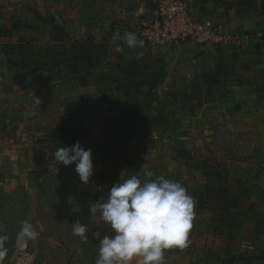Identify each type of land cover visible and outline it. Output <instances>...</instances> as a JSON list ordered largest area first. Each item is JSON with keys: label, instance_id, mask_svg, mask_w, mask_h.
<instances>
[{"label": "rangeland", "instance_id": "rangeland-1", "mask_svg": "<svg viewBox=\"0 0 264 264\" xmlns=\"http://www.w3.org/2000/svg\"><path fill=\"white\" fill-rule=\"evenodd\" d=\"M153 9V0H0V235L8 237L7 264L23 246L17 238L23 221L38 232L26 247L35 254L34 264H95L99 241L112 234L100 218L99 205L107 202L114 184L133 175L179 181L196 202L188 246L165 250L166 264H264V235L251 240L256 208L264 210V163H250L263 155L264 136H240L243 145L236 151L234 125L225 122L226 111L214 112L229 110L234 104L229 97L235 93L196 85L189 89L180 80L162 85L150 92L148 107L118 114L125 115L127 126L123 142L117 144L108 126L111 113L104 114L101 106L92 109L86 93L67 86L71 80L86 84L93 73L71 77L66 69L55 81L56 67L48 77L13 63L11 45L45 47L51 43L54 22L62 25L63 44L75 51L93 27L118 39L125 31L135 33V26L129 31L130 19L152 15ZM25 24L36 28L25 29ZM109 62L98 69H109ZM57 86L65 87L62 93ZM130 93L132 101L140 99ZM72 95L69 103L83 105L91 131L80 143L92 149L88 184L80 182L75 165L65 167L46 149L57 137L59 102ZM219 98H224L222 105ZM203 101L212 111L207 120L190 119ZM239 124L247 127L250 121ZM237 158L241 163L233 162ZM146 171L153 176L145 177ZM225 200L237 207L224 209ZM92 206L95 213H90ZM76 220L87 225V242L73 236ZM131 264H139V258Z\"/></svg>", "mask_w": 264, "mask_h": 264}, {"label": "crops", "instance_id": "crops-1", "mask_svg": "<svg viewBox=\"0 0 264 264\" xmlns=\"http://www.w3.org/2000/svg\"><path fill=\"white\" fill-rule=\"evenodd\" d=\"M117 2L122 3L123 0H117ZM138 12L139 10L135 14ZM191 12L198 17L211 18L215 23H221L228 29L247 32L256 37L258 42L246 48L233 50L211 45L198 46L190 43L171 47H151L143 43L142 48L129 49L120 38L115 39L104 35V33H99L93 27L82 38L83 40L89 38L101 47L96 64L89 67L79 63L74 73L70 71L69 65L66 63L57 65L55 66V81L59 78L60 73L66 71V69L71 77H79L81 73L88 71L93 73L94 75L86 84L80 85L78 81L71 80V83L67 86L70 88L77 86L80 92L86 93L88 98H91L89 106L92 109H95V106H101V109L105 111L104 114L111 113L110 118L114 116L118 120L125 119L126 121L125 115L119 117L118 114L120 112L125 113L126 109L140 111L142 105L148 107L151 100L147 104L144 103L143 95L147 91L150 93L157 90L162 85H170V83L180 80L186 82L184 85H189V89L195 85L210 89L220 88L225 91L229 89L230 92L235 93L229 97V99L234 100V104L229 110L223 107L221 109L216 108L214 112L226 111L225 118L227 121L225 119V122L230 121V124L234 125L231 128L232 137L236 136L238 138H232V140L238 147V149L236 147V151H240V147L243 145L239 144L240 136H264V0H195ZM151 17L152 15H146L145 17L136 16L130 19L129 31L133 29L136 23L145 22ZM54 23L61 26L63 32L61 23ZM63 37L65 38V34H63ZM62 43H64V39ZM117 44L122 47V52L115 51ZM137 53H142L140 58H136ZM108 61H110L109 69H106L105 66L103 69H98L102 64L107 65ZM130 64L141 67L146 65L150 70L160 69L163 76L154 89L148 90L146 87L141 89L137 87L140 79L128 80L119 70V66L124 67ZM38 72L48 74L43 69L38 70ZM202 75L205 78L201 79ZM57 88L59 89L57 91L62 93L65 87L57 86ZM130 92L140 95V99L133 100L134 103L130 99ZM104 96L107 98V102L95 100ZM73 99L74 95L69 100L65 99L66 102H59L61 104L59 108L60 118L84 113L83 105L69 103ZM223 99L219 98L220 101L217 104L222 105ZM199 104L196 111L197 115H192L189 118L195 120L201 117L200 120L206 121L212 112H209L207 106L205 107L209 103L203 101ZM260 119L262 121L258 122ZM209 120L217 122L216 117H210ZM240 120L250 121V126H240ZM247 142L252 143L250 140H247ZM262 143V149L260 150H262L263 155L258 162H255L252 158L250 163H264V139ZM241 161L237 158L233 162L241 163ZM256 209L259 211L257 213L264 214V210ZM4 264H7V261H4Z\"/></svg>", "mask_w": 264, "mask_h": 264}, {"label": "clouds", "instance_id": "clouds-1", "mask_svg": "<svg viewBox=\"0 0 264 264\" xmlns=\"http://www.w3.org/2000/svg\"><path fill=\"white\" fill-rule=\"evenodd\" d=\"M120 39L129 49L143 47L137 35L125 31ZM116 52H122L117 44ZM142 53H137L140 58ZM55 159L65 167L75 165L74 171L81 183L88 184L93 176L92 149H85L78 141L61 147L54 153ZM143 167V166H142ZM151 178V171L144 172ZM195 200L179 181L166 179H141L135 175L114 184L107 202L99 205L102 221L110 228L111 235L99 241L95 264H131L139 258V264H166L167 249H184L188 246V234L195 218ZM96 206L90 207L95 213ZM87 225L76 220L72 234L81 243L87 242ZM38 232L31 223L23 221L17 238L24 247L35 240ZM8 237L0 235V264H4L8 249ZM82 251V250H78Z\"/></svg>", "mask_w": 264, "mask_h": 264}, {"label": "trees", "instance_id": "trees-1", "mask_svg": "<svg viewBox=\"0 0 264 264\" xmlns=\"http://www.w3.org/2000/svg\"><path fill=\"white\" fill-rule=\"evenodd\" d=\"M49 20L53 21V17L49 16ZM25 29H35L32 25H23ZM52 43L47 44L43 48L33 49L32 46H25L23 44L11 45L13 49L14 65L30 70H45L48 75L51 74V69L62 63L69 65L72 73L76 72L78 64L82 63L89 67L97 62L98 52L101 47L97 46L91 39L87 38L82 41L79 49L75 51L69 50L62 43L64 37L61 26L56 23L52 25ZM119 70L126 79L135 80L140 79L137 87L148 90L154 89L157 86L159 79L163 76V72L159 69L150 70L148 66H135L130 64L128 66H119ZM205 76H201V79ZM150 93L148 91L143 95L144 103L150 102ZM112 136L113 143L123 142V133L127 126L125 119L118 120L112 116L108 124ZM90 127L86 123L85 118L81 114L72 115L68 117H61L57 125V137L54 142H48L46 145L47 151L54 155L55 151L61 147L73 145L75 142H83L90 136ZM231 206L237 207V203L233 204L225 200L223 208L229 209ZM242 212L247 215L246 211ZM264 214L255 213L253 219V227L251 232V240L257 241L264 234ZM264 242V238H263ZM256 252V251H255Z\"/></svg>", "mask_w": 264, "mask_h": 264}, {"label": "built area", "instance_id": "built-area-1", "mask_svg": "<svg viewBox=\"0 0 264 264\" xmlns=\"http://www.w3.org/2000/svg\"><path fill=\"white\" fill-rule=\"evenodd\" d=\"M195 0H153L152 17L136 23L134 32L139 40L151 47H171L183 43L211 45L222 49H241L258 42L247 32L228 29L211 18L191 12ZM35 254L22 246L11 264H34Z\"/></svg>", "mask_w": 264, "mask_h": 264}]
</instances>
